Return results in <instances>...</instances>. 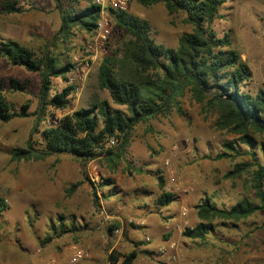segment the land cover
Returning a JSON list of instances; mask_svg holds the SVG:
<instances>
[{"label":"rangeland","instance_id":"obj_1","mask_svg":"<svg viewBox=\"0 0 264 264\" xmlns=\"http://www.w3.org/2000/svg\"><path fill=\"white\" fill-rule=\"evenodd\" d=\"M13 1L20 7L19 12L4 13L0 7V39L17 41L36 57L47 50L61 62L72 63L74 68L64 78L51 79L49 94L65 85H72L73 90L64 108L46 107L36 132H32L34 115L0 120V196L6 204L0 213V252L3 250L0 259L5 257L13 264H43L42 258L45 257L57 264L60 256L68 251L67 245L76 241L74 233L79 229L89 235L100 234L112 226L120 227L121 239L123 230L126 232L136 227L133 219L138 216L137 207L142 202L153 206L161 191L172 193L177 205L179 203L178 211L181 206L186 208V214L179 215L184 227L199 221L195 205L203 197L218 208H228L242 197L252 204L257 203L252 188L254 165L238 176H222L234 163L250 162V147L241 142L238 135L216 129L213 125L217 115L215 109L194 102L187 91L177 97V103L186 112L188 121L176 112L173 105L170 106L166 114H157L137 123L127 147L116 158L102 154L79 162L70 155L58 154L37 160H10L12 147H24L28 138L38 137L44 125L57 121L73 109L87 106L92 98L106 99L111 106L117 107L106 91L96 84L97 66L115 47L116 37L112 35L109 38L104 53L89 60L88 69L81 68L87 31L73 26L65 36L58 32L60 19L54 0ZM89 1L59 0L64 10L70 7L80 9ZM128 1L126 11L147 21L149 35L156 43L175 47L179 34L190 30L189 25L181 23V14L168 16L160 2L143 7L134 0ZM217 14L218 18L210 24L212 30L218 36L229 35L230 48L239 53L250 70V77L240 90L254 93L264 80V0H224L217 8ZM10 77L23 83L21 91L11 90L8 85ZM0 84L6 100L14 108L28 102L29 112L36 109V72L10 65L0 57ZM247 134L256 161L264 164L261 134L253 130H248ZM224 142H233L235 147L245 152L216 158L215 154L222 149ZM110 149L116 152L115 146ZM157 169L163 176L162 188L158 187L155 179ZM105 178L111 179L112 184L100 186ZM78 181L80 184L66 195L65 189ZM92 192H95L97 204L93 202ZM170 204L175 205V202ZM100 209L106 215L103 224H100L103 216ZM116 215L125 217L122 220L125 223L115 220L113 216ZM127 218L132 220L131 225ZM58 222L63 225L71 222L74 230L61 233L40 246L38 238L50 232V224L56 226ZM132 234L143 240L148 232L139 228ZM163 234L158 237L150 233L148 239L149 246L162 244L166 239L175 244L164 247L159 257L154 255L159 264H264L262 210L237 221L213 218L212 231L203 239L183 238L177 232L168 239V235ZM39 247L41 250L37 251Z\"/></svg>","mask_w":264,"mask_h":264},{"label":"trees","instance_id":"obj_2","mask_svg":"<svg viewBox=\"0 0 264 264\" xmlns=\"http://www.w3.org/2000/svg\"><path fill=\"white\" fill-rule=\"evenodd\" d=\"M134 1L143 7L162 3L168 16L181 14V23L189 25L190 30L182 31L177 37V45L169 47L154 42L145 19L126 10L111 11L113 22L108 40L113 35L117 42L113 50L99 62L96 84L99 89L106 91L117 107L111 106L106 99L92 98L87 106L73 109L57 121L44 125L39 130L38 137L32 140L28 138L24 147H12L9 150L10 160H37L58 154L70 155L79 162L102 154L116 158L127 147L137 123L157 114H166L170 106L173 105L176 112L188 121L186 112L177 103V97L182 96L185 91L189 92L194 102L215 109L217 115L213 125L216 129L238 135L239 140L250 148L252 146L247 131L253 130L261 134V147H264V80L254 93L240 90V86L248 81L250 70L239 53L230 48L229 35H216L210 25L218 18L217 8L224 0ZM54 3L60 19L58 32L62 35L65 36L73 26L87 32L94 28L98 7L90 1L80 9L70 7L65 10L59 0H54ZM15 4L13 0H4L0 2V7L4 13L19 12L20 7ZM118 54L120 56L116 57ZM0 57L10 65L21 66L38 75L37 106L32 112L27 110L28 102L14 108L6 100L0 84V120L34 115L32 132H36L47 106L53 109L66 106L73 86L65 85L50 95L51 79L64 78L74 65L67 61L61 62L47 50L36 57L29 48L11 39H0ZM8 85L13 91H21L24 87L22 82L11 77ZM109 137L115 141L116 152L110 148H102L101 144ZM250 148V162L234 163L222 176H238L254 165L252 188L257 203L252 204L242 197L228 208H218L207 197H203L195 205L199 221L193 226L182 228L180 235L183 238H205L212 231L213 218L237 221L256 210L264 211V164L256 161ZM244 152L235 147L233 142H224L215 157H233ZM138 170L141 171V168ZM154 175L158 187L162 188L164 180L160 170H155ZM103 183L112 184V181L105 178L99 185L102 186ZM79 184L80 181L71 183L65 189V194L70 195ZM92 194L93 202L97 204L95 192ZM172 200V193L161 191L155 198V204L158 207L165 206ZM5 206V199L0 196V213ZM112 228L114 226L109 227L108 231ZM72 230L74 228L71 222L66 225L58 222L56 226L50 224V232L38 238V243L43 246L53 237ZM122 233L124 234V230ZM142 253L155 260L151 250L144 249ZM119 256V264H131L136 250L123 254L111 251L108 259L113 263Z\"/></svg>","mask_w":264,"mask_h":264},{"label":"crops","instance_id":"obj_3","mask_svg":"<svg viewBox=\"0 0 264 264\" xmlns=\"http://www.w3.org/2000/svg\"><path fill=\"white\" fill-rule=\"evenodd\" d=\"M172 201L175 202V205L170 204L172 203ZM172 201L167 205L160 207L156 206L155 199L153 201V206L148 205L147 202H142L141 206L137 207L139 211L138 216H135V218L133 219V223L136 224V227L126 232L124 230V234L122 233L121 239L120 234L118 236L113 235L111 234V231H108V228H106L100 234L90 233L89 235H86L83 229H79L74 233V235L77 237L76 241L72 244L67 245L68 251H66L64 255L60 256L57 264H119L121 257L119 256L115 262L111 263L108 259L109 253L111 251H115L123 254L129 252L132 249L136 250V256L132 260L131 264H135L137 262L141 264H159L156 260L150 259L148 256L143 254L142 250H151L153 252V255H157V257H159V255H162V253L160 252H162V249H164V247L173 245L175 246L173 241H167V239L161 242L162 244H159L157 246H149L148 243L150 233L152 235H157L158 237L161 233H164L163 235H168V239H170L173 235V232L180 233V231L184 227V225L181 224V216H179L180 214H178L179 203L177 205V201L175 199H173ZM113 218L115 220H118L120 224L125 223H123L122 221L125 219V217H119L118 215H116L113 216ZM126 220L127 223H129L130 225L132 224L131 219L127 218ZM139 228L141 230H145L146 233L148 232V235H145L143 240L138 239L135 235L132 234V232ZM40 250V247L37 248V251ZM79 250L86 251L87 256L82 257L75 262L70 261L72 253ZM0 253L3 254V250ZM42 263L53 264L51 259H47L45 257L42 258ZM0 264H13V262L3 257V259H0ZM160 264L169 263L161 262Z\"/></svg>","mask_w":264,"mask_h":264},{"label":"built area","instance_id":"obj_4","mask_svg":"<svg viewBox=\"0 0 264 264\" xmlns=\"http://www.w3.org/2000/svg\"><path fill=\"white\" fill-rule=\"evenodd\" d=\"M90 3L98 7L97 19L94 28L87 33V39L84 41L83 52L85 59L82 61V67L88 69L89 60H93L96 55L104 53L106 51V43L112 28V16L111 11H125L127 8L128 0H90ZM74 72L77 73V70ZM81 75L83 76V70H81ZM115 141L113 138L109 137L104 140L102 148H110L114 146ZM167 164V161H165ZM165 190H168L165 188ZM187 212L185 207H180L179 214L185 215ZM100 213L103 215L100 224H103L106 219L104 211L100 209ZM111 234L119 235L121 232L120 227H114L111 230ZM87 252L84 250L74 251L71 255L70 261L75 262L82 257H86ZM174 259V257H172Z\"/></svg>","mask_w":264,"mask_h":264}]
</instances>
